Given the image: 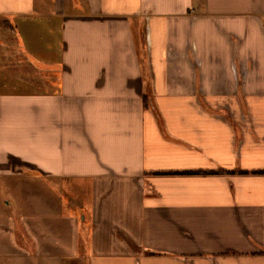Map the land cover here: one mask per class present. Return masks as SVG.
<instances>
[{
  "label": "crops",
  "instance_id": "0c3cea01",
  "mask_svg": "<svg viewBox=\"0 0 264 264\" xmlns=\"http://www.w3.org/2000/svg\"><path fill=\"white\" fill-rule=\"evenodd\" d=\"M0 264H264V0H0Z\"/></svg>",
  "mask_w": 264,
  "mask_h": 264
},
{
  "label": "rangeland",
  "instance_id": "374dc122",
  "mask_svg": "<svg viewBox=\"0 0 264 264\" xmlns=\"http://www.w3.org/2000/svg\"><path fill=\"white\" fill-rule=\"evenodd\" d=\"M65 189H67V188H65ZM65 193L67 194V192L65 191Z\"/></svg>",
  "mask_w": 264,
  "mask_h": 264
}]
</instances>
